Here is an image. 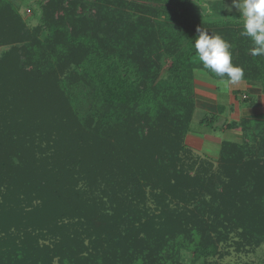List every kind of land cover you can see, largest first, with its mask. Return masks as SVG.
<instances>
[{"label": "trees", "instance_id": "obj_1", "mask_svg": "<svg viewBox=\"0 0 264 264\" xmlns=\"http://www.w3.org/2000/svg\"><path fill=\"white\" fill-rule=\"evenodd\" d=\"M193 2L40 0L30 29L0 0L13 45L0 58V264H181L221 257L231 230L264 244V112L243 120L242 144L223 142L218 180L185 168L193 70H206L198 27L232 45L264 99V56L243 23H192ZM164 56L172 84L159 83Z\"/></svg>", "mask_w": 264, "mask_h": 264}, {"label": "rangeland", "instance_id": "obj_2", "mask_svg": "<svg viewBox=\"0 0 264 264\" xmlns=\"http://www.w3.org/2000/svg\"><path fill=\"white\" fill-rule=\"evenodd\" d=\"M15 1L27 27L30 29L36 27L41 17V8L38 3L40 0ZM193 1V4H189L186 10V18L192 23H209L221 20L243 23L235 9L231 13L224 10V5L230 6L232 0ZM204 5L209 7L210 11L208 13L203 7ZM3 40L7 41L6 33L0 36V58L13 47V45H5ZM161 62L163 69L159 83H174L175 80L172 79L169 73L172 60L168 56H164ZM215 82L206 70L200 68V71L195 73L194 88L197 107L190 132L184 141L187 153L182 157L187 156L185 158L187 159L185 168L189 170V167H192L191 174H200L203 171L202 169H208V175L216 181L218 177L223 175L222 163H220L223 142L229 141L242 144V141H244L242 134L243 120L263 113L264 99L259 85L256 87L246 82H239L234 86L231 85L229 87L231 90L228 91V87H225L222 83L217 88ZM246 97L250 101L246 100ZM218 106L224 107V109L221 108V111H219L218 108L220 107ZM214 116L220 119H215L213 127L201 124L203 119L210 120ZM234 123L235 127H229ZM262 135L264 136L263 132ZM259 145L260 147L263 146L261 140L258 143L253 142L250 149L257 153ZM259 151H261V148ZM148 203L150 207H155L153 198L149 197ZM176 206L175 203L171 202L172 208H176ZM240 232L241 230L228 232V239L219 245L221 257L216 256L196 261L193 253L184 252L181 257V264H264V244H243L239 235ZM239 244L242 245L238 246Z\"/></svg>", "mask_w": 264, "mask_h": 264}, {"label": "clouds", "instance_id": "obj_3", "mask_svg": "<svg viewBox=\"0 0 264 264\" xmlns=\"http://www.w3.org/2000/svg\"><path fill=\"white\" fill-rule=\"evenodd\" d=\"M208 13L207 5L203 6ZM235 9L243 21L242 36L252 42L250 53L253 56H264V0H232L230 6L224 5V10L231 13ZM198 35L194 39L199 62L203 68L215 73L221 78L225 87L235 85L244 79V70L232 63V45L219 34H213L202 28H197ZM194 73L199 72L195 68Z\"/></svg>", "mask_w": 264, "mask_h": 264}, {"label": "crops", "instance_id": "obj_4", "mask_svg": "<svg viewBox=\"0 0 264 264\" xmlns=\"http://www.w3.org/2000/svg\"><path fill=\"white\" fill-rule=\"evenodd\" d=\"M215 83L217 84V88H218L219 85L221 84V83H219V81H216ZM230 86H231V85H230ZM230 86H228V89H227L228 91L231 90V88H229ZM233 86H234V85H233ZM228 91H226V92H228ZM196 92H197V91H196ZM220 92L222 93V91H220ZM197 100H198V99H197ZM218 107H220V106H218ZM219 119H220V118H219Z\"/></svg>", "mask_w": 264, "mask_h": 264}]
</instances>
